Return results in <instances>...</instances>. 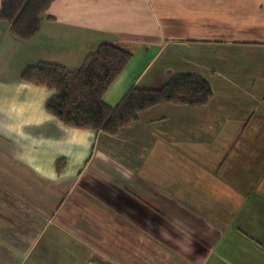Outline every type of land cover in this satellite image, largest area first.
<instances>
[{"label":"crops","instance_id":"obj_1","mask_svg":"<svg viewBox=\"0 0 264 264\" xmlns=\"http://www.w3.org/2000/svg\"><path fill=\"white\" fill-rule=\"evenodd\" d=\"M104 41L134 53L110 105L180 72L211 98L66 125L22 71ZM0 264H264V0H54L29 41L0 21Z\"/></svg>","mask_w":264,"mask_h":264},{"label":"trees","instance_id":"obj_2","mask_svg":"<svg viewBox=\"0 0 264 264\" xmlns=\"http://www.w3.org/2000/svg\"><path fill=\"white\" fill-rule=\"evenodd\" d=\"M54 0H2L0 21L16 37L29 41L40 31L43 16ZM134 56L126 42H101L77 69L49 61L27 66L21 79L53 90L46 109L66 125L116 134L138 119L139 113L157 104L172 102L203 105L213 94L210 82L199 74H173L160 87H131L110 105L104 99ZM64 160L57 162L60 169Z\"/></svg>","mask_w":264,"mask_h":264}]
</instances>
